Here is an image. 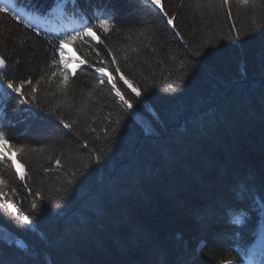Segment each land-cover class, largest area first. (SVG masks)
<instances>
[{"label":"trees","instance_id":"trees-1","mask_svg":"<svg viewBox=\"0 0 264 264\" xmlns=\"http://www.w3.org/2000/svg\"><path fill=\"white\" fill-rule=\"evenodd\" d=\"M92 1L117 17L110 34L98 31L103 45L76 46L85 64L67 85L53 48L0 14V81L33 82L23 88L30 105L9 92L4 133L13 153L0 162V259L238 260L230 211L246 209L255 220L256 197L264 201V0H161L175 29L150 0Z\"/></svg>","mask_w":264,"mask_h":264},{"label":"snow or ice","instance_id":"snow-or-ice-1","mask_svg":"<svg viewBox=\"0 0 264 264\" xmlns=\"http://www.w3.org/2000/svg\"><path fill=\"white\" fill-rule=\"evenodd\" d=\"M221 2L225 5L229 3V0H221ZM250 0H236V3L239 4H248ZM150 3L153 6L159 7L161 13L165 16L167 19V24L173 29H175L174 20L176 17L169 16L168 13L161 7V0H150ZM0 14L10 15L14 21L17 23H20L23 19V12L18 8L15 0H0ZM229 18L232 17L231 11L228 13ZM115 22V17H113L112 21H109L107 18L101 16L96 19V24L93 25L91 23L85 24L83 27H81L79 30H75L71 33H65L62 36H56L55 40L57 43L53 44V55L59 56L58 66L61 68L60 75L62 77V81L65 85L68 84L70 76L75 77L77 74V70L80 68L81 65L85 64V61L83 60H77L72 57H68L65 52V46L66 45H72L76 41H84V40H91L95 41L98 45H103L104 40L101 39V35H98V31L101 33H109L110 34V27ZM233 31H236L235 25H233ZM36 35H40V31H36ZM177 36H180V33L176 32ZM237 39H239V34L237 33ZM49 43H52L49 41ZM111 55V53H109ZM97 55H99V52H97ZM115 58L113 56L112 63H115ZM101 65L103 62H100ZM7 68L6 61L3 57H0V70H5ZM87 68H93L92 64H88ZM119 71V68L116 69ZM94 72L98 73L100 75V83L103 84L104 80L103 77L105 75L106 69L104 66H99L94 68ZM5 75L7 73L5 72ZM55 75V73H53ZM127 83V81H125ZM33 82L32 80H22L17 84L13 80H7L6 83L0 81V87L6 88L8 92L15 94V97L19 98V103L22 105H30V100L26 97L25 93L23 92V88L25 87V84L31 85ZM129 87H132L129 85ZM33 93L36 92V88H32L31 90ZM132 92L139 97L141 95V92L135 88L132 87ZM116 95L119 97V99L122 101L123 105L127 106V109L131 110L133 108V104L126 99L119 91L116 92ZM264 95V94H262ZM34 99V96H33ZM15 110V109H14ZM22 110V109H21ZM60 125L63 126L64 129L71 130L72 125L65 122L64 120H59L58 122ZM95 131V129H93ZM0 144H3L5 147V151L0 152V162H10L12 161V155L13 148L9 147V139L6 137L4 131L0 130ZM84 147L87 148L88 145L84 144ZM16 152H21L23 149L17 148L15 149ZM14 163V162H13ZM59 163V161H57ZM97 163H102L99 157H97ZM23 167V165H21ZM20 180H24L25 177L23 174H20L19 176ZM71 183V181L69 182ZM3 193H0V196H3ZM107 195V193H105ZM255 207L254 211L257 213V218L253 220L252 213L249 212L246 209H240L239 211L243 212L245 219H237L235 221V224L240 226L237 230L240 231L241 229H244L248 231L250 234L254 236H259V247H260V253L259 255L264 256V228H260L257 230L255 228V224H259L260 214L264 213V201H255L254 202ZM33 209L37 208L36 204L32 205ZM7 209L13 213H17V209L14 207V205L11 202H7ZM19 214V213H17ZM32 221L28 215H23V224L25 225H31ZM0 239H3L0 237ZM9 244L11 241L8 242ZM239 247L243 248L244 245H238ZM0 264H5L3 259H0ZM226 264H234L233 261L229 260L226 261ZM240 264H244L243 259H241ZM248 264H252L251 259L249 258ZM258 264H264V260H260Z\"/></svg>","mask_w":264,"mask_h":264},{"label":"rangeland","instance_id":"rangeland-1","mask_svg":"<svg viewBox=\"0 0 264 264\" xmlns=\"http://www.w3.org/2000/svg\"><path fill=\"white\" fill-rule=\"evenodd\" d=\"M135 120H137L139 123H143L142 121L144 120V117H142L140 114L137 113V114H135ZM148 120L150 121V119H148ZM153 264H159L158 259L155 258Z\"/></svg>","mask_w":264,"mask_h":264}]
</instances>
